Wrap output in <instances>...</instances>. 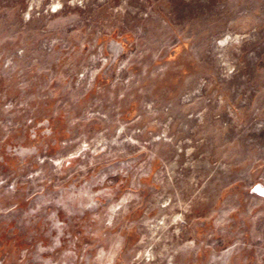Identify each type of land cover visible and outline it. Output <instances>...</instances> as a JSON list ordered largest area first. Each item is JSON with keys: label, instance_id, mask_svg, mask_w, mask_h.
I'll return each instance as SVG.
<instances>
[{"label": "rangeland", "instance_id": "374dc122", "mask_svg": "<svg viewBox=\"0 0 264 264\" xmlns=\"http://www.w3.org/2000/svg\"><path fill=\"white\" fill-rule=\"evenodd\" d=\"M0 264H264V0H0Z\"/></svg>", "mask_w": 264, "mask_h": 264}]
</instances>
